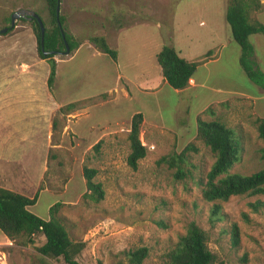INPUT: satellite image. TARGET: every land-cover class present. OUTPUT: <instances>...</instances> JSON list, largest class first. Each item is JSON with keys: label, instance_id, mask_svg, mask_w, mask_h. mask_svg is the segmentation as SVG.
<instances>
[{"label": "rangeland", "instance_id": "1", "mask_svg": "<svg viewBox=\"0 0 264 264\" xmlns=\"http://www.w3.org/2000/svg\"><path fill=\"white\" fill-rule=\"evenodd\" d=\"M226 2L60 0L65 30L84 45L53 56L57 79L51 88L46 86L45 96L49 64L38 54L33 20L18 17L7 34H0V155L10 158L9 164H0L15 172L8 184L28 197L43 182L36 202L28 206L30 212L48 219L50 206L63 203L59 215L70 237L86 243L78 257L81 263L128 264L125 251L145 245L149 248L145 264H168L169 251L193 221L206 232L218 261L264 264V195H238L220 202L222 218L211 222L212 203L202 198L199 184L214 155L196 138L198 117L218 119L238 135L241 158L230 172L251 174L264 167L260 152L264 138L257 131V119L264 117V90L239 64L240 47L225 19ZM19 9L38 13L45 27H51L46 0H0V30L10 25ZM252 15L264 25V10ZM92 35L109 36L117 58L88 46L93 45L88 39ZM249 41L264 72V34H252ZM164 44L185 59L202 61L208 51L219 56L205 67L198 64L196 87L174 89L162 79L155 82L157 89L144 91L141 74L162 76L156 54ZM73 101L85 107L59 112ZM135 112L143 114L139 138L146 155L132 169L126 157ZM54 117L58 128L53 135ZM11 131L15 137L6 145L3 137ZM46 135L51 138L47 164ZM98 141L99 147L93 148ZM190 143L194 149L182 162L172 166L160 161ZM84 166L97 170L93 180L101 183L103 199L84 197ZM257 201L263 204L251 205ZM234 225L239 232L236 246L231 241ZM33 239L34 243H23L18 238L2 246L0 264H65L61 257L50 259L36 250L45 240L42 235Z\"/></svg>", "mask_w": 264, "mask_h": 264}, {"label": "trees", "instance_id": "2", "mask_svg": "<svg viewBox=\"0 0 264 264\" xmlns=\"http://www.w3.org/2000/svg\"><path fill=\"white\" fill-rule=\"evenodd\" d=\"M58 1L60 2V0H46L51 27H45L44 21L40 17L45 27L42 44L39 24L35 18H32L38 54L40 58L47 59L49 64L48 88H51L55 81L57 67L54 54L49 51L64 52L65 42L62 32L69 46V52L77 49L81 44L80 40H76L65 30L64 19L60 14L57 21L56 7ZM262 10H264V5L260 0H227L225 19L229 24L233 39L240 47L239 64L241 68L253 83L264 90V72L254 58V47L249 41V36L252 34H264V25L252 15L254 12ZM5 28L4 34H7L13 27L9 25ZM0 34L2 33L0 32ZM88 39L100 52L109 55L114 60L117 58L116 50L109 46L105 36L92 35ZM61 49L64 50L61 51ZM44 51L47 53L44 54ZM205 57L207 58L202 61H190L181 57L173 46L164 44L156 54V61L166 83L174 89H184L190 85V79L193 78L198 64L212 58L213 53L208 51ZM101 96L105 98L106 94H101ZM84 107L79 101H73L60 107L59 112L69 114ZM206 110L212 113L210 108ZM142 121L143 114L135 112L129 122V153L126 157V163L132 169H136L138 161L146 155V147L142 145L139 138ZM57 123V119L54 117L52 119L53 135L58 128ZM257 131L258 135L264 138V117L257 119ZM196 138L208 146L214 155V161L206 173L205 181L201 180L199 183L202 186V198L212 203L210 209L211 222L222 218L220 202L238 195H264V167L251 174L230 172L233 165L240 160L242 150L240 139L231 127L218 119L206 120L198 117ZM99 144L100 141L95 143L93 148L97 149ZM192 149H194V145L190 143L179 154L169 157L162 156L160 161L175 166L178 161L182 162L185 153ZM260 152L264 158V147L260 149ZM96 173L97 170L93 167H83L82 174L86 186L83 195L94 201H99L103 199L104 191L101 183L93 180ZM180 173L181 169L178 168L177 174ZM42 189L43 182L34 195L28 197L0 186V231L11 241L22 238L23 243H34L33 237L42 235L45 240L36 247L41 255L50 259L61 257L65 264H83L78 260V257L86 243L82 240H73L70 237L64 223V217L59 215L62 202H56L50 206L48 219H43L28 210V206L36 202L39 191ZM261 204L263 203L257 201L251 205L257 207ZM231 241L234 246L239 243V232L236 225L231 229ZM148 253L149 248L145 245L125 251L128 264H145L144 260ZM167 260L168 264H224L222 261H218L217 255L210 250L206 232L193 221L188 224L185 233L179 236L175 246L169 251Z\"/></svg>", "mask_w": 264, "mask_h": 264}, {"label": "crops", "instance_id": "3", "mask_svg": "<svg viewBox=\"0 0 264 264\" xmlns=\"http://www.w3.org/2000/svg\"><path fill=\"white\" fill-rule=\"evenodd\" d=\"M261 1H263L264 2V0H261ZM213 31V30H212ZM105 37H106V40H107V42L109 41L108 40V38H109V36H106L105 35ZM109 43V42H108ZM219 43H221V42H219ZM81 45H84V44H80L79 46H78V48L81 46ZM88 46H90L91 48H93V50L95 51V52H98V50L94 47V45H88ZM77 48V49H78ZM76 49V50H77ZM76 50H74V52L76 51ZM215 53V52H214ZM218 56H219V54H217V53H215V54H213V57L212 58H210V59H208V60H206L205 62H203L202 63V66L203 67H205L208 63H210V62H212V61H215L217 58H218ZM198 57V56H197ZM254 58H255V55H254ZM196 59L197 58H190V59H187V60H190V61H196ZM199 59H197V61H198ZM255 60H256V58H255ZM257 62V61H256ZM23 72H25V70L23 71ZM27 72V71H26ZM159 74V72L158 73H156V75L155 76H153L152 74H148V73H143V74H141V76H142V78L144 79V81H145V84H143L140 88L142 89V90H144V91H149V90H151V91H153V90H155V89H157L156 88V86H157V84L155 83V82H157L158 80L160 81H162V79H164L163 78V76H159L158 75ZM117 75L119 76V77H121V78H125V76H124V74L123 73H121L120 71H117ZM28 77H29V75H28ZM56 79H57V75H56ZM28 80H30V79H28ZM43 84H44V96L45 95H47L46 93H47V91H46V86H47V76L46 75H44V80H43ZM199 84V82H198V80L196 79V77L194 76V74H193V78H191L190 79V85L189 86H192V87H196L197 85ZM123 94H126L125 96H129L130 94H129V92L128 91H126V90H123ZM238 95H243V96H251V95H248V94H238ZM124 96V95H123ZM124 96V97H125ZM59 100V99H58ZM54 104L56 105V106H59V102L57 101V100H55V102H54ZM47 106L46 105H44V109H43V116H44V119H46V113H47ZM10 124H12V125H14L13 123H10ZM6 127H8L9 128V124L7 123L6 124ZM12 129H13V127H12ZM48 131L50 132V123H49V128H48ZM2 135V134H1ZM49 135V134H48ZM14 132L13 131H11V133H7L6 134V136H4L3 138H6V142H4V143H6V145H8L9 144V139H14ZM50 142H51V138H49L47 135H46V145H45V163L47 164V150H48V146L50 145ZM3 155H0V161H4V162H6V163H8L9 164V162H10V158H9V155L8 154H6V156L4 155L5 153H2ZM7 169H6V167H5V165L2 163V164H0V186H2V187H5V188H7V189H10V190H13L14 191V188H13V186L12 185H9L8 183H10V181L12 182V179L13 178H15L14 177V175H15V172H13V173H9V171H6ZM46 170V166H44L43 167V172ZM16 192H19V193H21L22 191H16ZM11 242V240L6 236V235H4V234H2V235H0V248L2 247V246H7L8 245V243H10ZM2 250L0 249V252H1Z\"/></svg>", "mask_w": 264, "mask_h": 264}, {"label": "water", "instance_id": "4", "mask_svg": "<svg viewBox=\"0 0 264 264\" xmlns=\"http://www.w3.org/2000/svg\"><path fill=\"white\" fill-rule=\"evenodd\" d=\"M59 6H60V2L58 1L57 3V7H56V18L58 21V16H59ZM21 17V18H27V19H32L35 18L37 23L39 24V28H40V34H41V44L43 43V39H44V31H45V27L43 25V22L40 18V16L32 11V10H27V9H19L17 11H14V13L12 14L11 18H10V26L14 27L15 26V19ZM58 24L60 25V23L58 22ZM6 31V28H3L0 30L1 33H4ZM62 32V31H61ZM62 37L64 39L65 42V50L64 52H59L57 50H52L49 51L50 53L56 55V54H68L69 53V46L67 44V42L65 41V37H64V33L62 32ZM43 48V46H42ZM44 54H46L47 52L44 51Z\"/></svg>", "mask_w": 264, "mask_h": 264}]
</instances>
